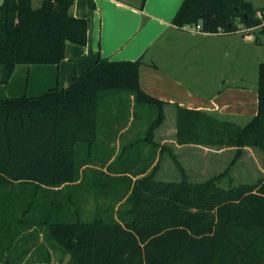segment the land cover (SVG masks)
Here are the masks:
<instances>
[{"label": "trees", "instance_id": "obj_1", "mask_svg": "<svg viewBox=\"0 0 264 264\" xmlns=\"http://www.w3.org/2000/svg\"><path fill=\"white\" fill-rule=\"evenodd\" d=\"M73 2L1 1L0 83L17 64H57L67 41L86 43L89 21L69 14ZM256 11L248 0H183L172 22L205 32L259 27L264 46V6L261 17ZM141 63L98 56L66 87L0 98V225L46 226L69 254L66 264H264V175L227 188L214 177L151 175L158 153L153 134L167 102L140 87ZM107 95L121 101L126 95L133 109L123 118V110L112 112L115 129L99 120ZM257 99V113L245 125L176 105L175 141L254 146L264 168V59ZM137 105L140 114L149 107L154 115L144 119ZM126 126L138 136L114 155L110 143ZM84 182L81 195L76 189ZM85 195L94 201L90 220L82 217ZM9 251L0 254L1 264L14 263Z\"/></svg>", "mask_w": 264, "mask_h": 264}, {"label": "crops", "instance_id": "obj_2", "mask_svg": "<svg viewBox=\"0 0 264 264\" xmlns=\"http://www.w3.org/2000/svg\"><path fill=\"white\" fill-rule=\"evenodd\" d=\"M182 1L88 0L86 5V0H74L69 14L89 21L86 43L78 45L67 41L64 58L57 64H17L9 80L0 83V98L36 96L50 88L66 87L74 76L91 67L98 56L110 60L141 58L140 87L167 102L164 105L166 118L165 109L170 108L175 121L176 105L200 109L230 121L236 117L252 118L257 110L256 94H252L249 104L240 98L227 99L218 95L221 92L218 90L222 87V71L227 58L225 47L230 41L227 36L245 35L256 27L247 32L243 25L232 32H205L196 29L195 25L179 27L172 19ZM248 1L257 9L258 15L264 0ZM110 121L115 129L116 121ZM126 128L119 130L115 141L110 143L114 155L116 150L112 143L122 137L130 140L134 134ZM172 129L175 134V125ZM161 138L162 142L167 140L164 136Z\"/></svg>", "mask_w": 264, "mask_h": 264}, {"label": "rangeland", "instance_id": "obj_3", "mask_svg": "<svg viewBox=\"0 0 264 264\" xmlns=\"http://www.w3.org/2000/svg\"><path fill=\"white\" fill-rule=\"evenodd\" d=\"M38 1L32 0L34 5H37ZM87 3L88 0L86 5ZM238 20L237 18L236 21ZM258 28L251 31L244 28L245 32L249 31L245 35L227 36L230 41L225 47L228 49L227 58L222 71V87L218 90L221 92L218 95L222 94L221 96L227 99L240 98L245 102L248 101L249 104L252 94H256L257 99L258 67L260 61L264 59V46L261 43L263 34ZM233 38L235 40L231 41ZM127 99L126 95L122 101L107 95L101 103L99 120L103 123L110 121L112 112L120 113V110H123L122 118L126 117L129 111L133 110ZM141 108L137 105L134 111L143 118L145 115L146 119L154 115V109L150 110L149 107L145 108V115L140 114ZM172 110L165 109L167 118L164 116L163 124L159 129L156 128L153 134V140L158 144L155 161L157 164L154 163L156 167L151 172L154 178L178 181L185 177L190 181L201 182L214 177L219 186L227 188L241 182H253L264 175L263 155L254 146L238 148L213 144H179L173 141L175 137L172 127L175 125L176 118L173 121ZM250 119L249 116L236 117L233 121L245 125ZM134 125L136 122L131 127L134 128ZM133 133L132 138L138 136V131ZM162 136L167 140L162 142ZM127 141L122 137L118 142L112 143L116 153L121 151L122 145ZM59 175L62 178L66 176L62 171ZM85 182L83 186L76 189L81 195L84 193L85 186H88ZM83 187L84 189L80 190ZM81 208L83 219L90 220L95 215L94 201L91 196L85 195ZM8 250L12 251V255L8 258L14 261L12 264H66L69 260V254L64 253L57 246L46 226L0 225V254ZM17 260L19 263H16Z\"/></svg>", "mask_w": 264, "mask_h": 264}, {"label": "built area", "instance_id": "obj_4", "mask_svg": "<svg viewBox=\"0 0 264 264\" xmlns=\"http://www.w3.org/2000/svg\"><path fill=\"white\" fill-rule=\"evenodd\" d=\"M258 16L261 17L262 16V12H258ZM196 29H200V26L199 25H195L194 26Z\"/></svg>", "mask_w": 264, "mask_h": 264}, {"label": "water", "instance_id": "obj_5", "mask_svg": "<svg viewBox=\"0 0 264 264\" xmlns=\"http://www.w3.org/2000/svg\"><path fill=\"white\" fill-rule=\"evenodd\" d=\"M244 16L246 17V16H247V14H246V13H244Z\"/></svg>", "mask_w": 264, "mask_h": 264}]
</instances>
